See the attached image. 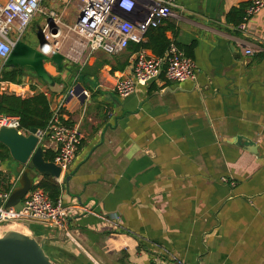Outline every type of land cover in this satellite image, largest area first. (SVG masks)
Returning a JSON list of instances; mask_svg holds the SVG:
<instances>
[{
  "label": "crops",
  "instance_id": "obj_1",
  "mask_svg": "<svg viewBox=\"0 0 264 264\" xmlns=\"http://www.w3.org/2000/svg\"><path fill=\"white\" fill-rule=\"evenodd\" d=\"M175 1L160 27L194 61L193 80L162 72L121 99L114 85L130 75L134 55L126 49L87 50L75 64L81 74H48L59 84L9 83L6 93L27 97L34 86L52 105L77 84L89 94L63 109L83 135L61 183L68 235L17 224L60 264H264V8L241 31L250 0ZM10 162H0L5 190L18 181ZM111 215L116 230L102 219Z\"/></svg>",
  "mask_w": 264,
  "mask_h": 264
},
{
  "label": "built area",
  "instance_id": "obj_2",
  "mask_svg": "<svg viewBox=\"0 0 264 264\" xmlns=\"http://www.w3.org/2000/svg\"><path fill=\"white\" fill-rule=\"evenodd\" d=\"M45 0H0V60L9 56L16 40H20L33 17L42 14L47 17L43 30L41 51L49 55L58 44L55 41L61 36V18L63 14L51 8L43 11L40 8ZM59 7H68L76 3L77 17L70 27L76 36L81 38L89 53L101 51L108 55H117L125 51L130 43L141 44L147 32L162 26L174 17V9L178 8L175 0H48ZM264 8V0H250L238 29L246 30L250 18ZM60 34L59 37H54ZM49 52V53H48ZM247 51L246 54H250ZM131 73L122 77L114 85V91L121 99L132 95L137 88L146 87L156 80L162 72L168 81L183 83L195 78V63L174 42H170L160 57L149 55L140 50L131 57ZM4 64L0 67V73ZM165 68V70H163ZM9 83L0 82V92H8ZM44 94V93H43ZM46 96V94H44ZM85 98L89 97L86 90ZM74 97L73 88L57 98L55 104H49L51 117L44 130L34 134L43 152L50 150L55 154L52 161L60 169V177L55 179L61 185L69 171L78 147L83 139L76 126L70 125L63 114L68 98ZM14 129L18 134L27 136L17 116L0 115V130ZM37 183H34V186ZM33 188L23 199V208L4 209L12 190H5L0 181V227L8 228L14 224L28 222L42 224L51 231L66 232V216L69 207L62 205L57 199L53 203L40 188ZM89 212L86 208H79ZM91 213V212H90ZM111 230L119 227L118 216L102 218ZM159 264H185L176 259L161 261Z\"/></svg>",
  "mask_w": 264,
  "mask_h": 264
},
{
  "label": "water",
  "instance_id": "obj_3",
  "mask_svg": "<svg viewBox=\"0 0 264 264\" xmlns=\"http://www.w3.org/2000/svg\"><path fill=\"white\" fill-rule=\"evenodd\" d=\"M42 40L36 49L31 48L19 39L13 45L9 56L4 60L7 68H21L35 73V75L47 84L52 80L48 75L44 63L51 61L58 71L62 69L64 56L55 51L46 55L41 51ZM82 76L79 77L81 82ZM85 89L77 84L73 87L74 97L85 100ZM37 129H31L29 135L24 136L14 129L2 128L0 130V144L9 152L10 159L17 164L14 171L18 175L16 187L10 193L3 208H13L17 211L23 208V199L34 186V177L37 175L48 176L53 179L60 177V169L53 162L44 160V152L38 139L35 137ZM68 177L66 178V181ZM2 202L0 200V207ZM0 264H54L46 255L43 246L37 238L20 231H2L0 227Z\"/></svg>",
  "mask_w": 264,
  "mask_h": 264
},
{
  "label": "trees",
  "instance_id": "obj_4",
  "mask_svg": "<svg viewBox=\"0 0 264 264\" xmlns=\"http://www.w3.org/2000/svg\"><path fill=\"white\" fill-rule=\"evenodd\" d=\"M233 13L235 14L236 11ZM243 16L244 13L241 12L239 14L240 20ZM165 32L166 28L163 27L151 29L145 36V38H147L146 42L141 44L130 43L127 49L131 53H136L140 50L147 49L150 50L154 56L160 57L164 54L170 43L166 39ZM48 62L52 64L51 61ZM44 66H46V63H44ZM64 70L65 68L62 65L61 71L57 72L62 73ZM68 70H70L73 75L81 74V72H79L80 67L75 64H72ZM24 71L25 70L21 68H4L0 73V82H8L14 85H20L22 84ZM36 78L38 77L36 76ZM38 80L46 84L43 80L39 78ZM51 80L53 83L59 84L61 82L60 79L56 78H51ZM31 91L34 92L33 95L27 97H20L16 96L15 94L0 92V115L19 117L21 128L24 131H30L31 129L44 130L46 129L48 121L51 117L49 100L43 93L36 92L34 86H31ZM54 157L55 154L52 151L47 150L44 152V160L46 162H52ZM9 159L10 156L8 150L6 147L0 144V162H5ZM34 188L42 189L53 203H55L60 197L61 185L51 177L42 176ZM45 253L54 264H60L58 259L55 258L52 253V256L56 259L55 261L47 254L46 251Z\"/></svg>",
  "mask_w": 264,
  "mask_h": 264
},
{
  "label": "rangeland",
  "instance_id": "obj_5",
  "mask_svg": "<svg viewBox=\"0 0 264 264\" xmlns=\"http://www.w3.org/2000/svg\"><path fill=\"white\" fill-rule=\"evenodd\" d=\"M40 8L43 11H48L51 8L56 10L55 5L48 0H45L43 3H41ZM59 12H60V14H64V13L65 14L62 15V18H61V26L60 27H61L62 33H61V36L55 40L58 43L56 45L55 49L59 53L63 52V54H64L65 50H67L66 55L70 59L64 58V61L62 62L63 67L65 68V70H67L72 64H83L86 61V59L88 58V53H87V49H84V47L82 46L85 44L84 41L81 38H79L78 36H76L69 29L70 27H72L74 25V22H75L76 17H77V8H76L75 3H73L72 5H70L68 7H60ZM46 23H47V17L45 15H42V14L35 15L33 17L32 21L30 22L29 26L25 30L24 34L22 35L20 41L24 42L25 44H27L31 48L36 49L39 41H41L43 39L42 34H43V30L45 28ZM65 37H72L71 41H69V42L66 41L67 38L65 39ZM50 55L51 54H49V56ZM45 63H46L45 69L51 77L58 74V72L56 71V65L54 63H52V64L49 62H45ZM2 65H3V61L0 60V67ZM5 68L8 69L7 67H5ZM24 70L25 71L23 72L24 77L22 79V83L28 84V85H33V83H36V79L38 81V78H36V75L33 72L28 71L26 69H24ZM39 82L42 83L40 80H39ZM47 85H49V84H47ZM12 89L16 90L17 92L20 93V90H18L17 88L13 87ZM10 165H11V168L13 169V171H15L17 164L11 160ZM2 229L3 228H1V230ZM6 229L14 230V231L21 230L18 226H12L11 228L8 227ZM27 235H30V234H27ZM44 249L47 252V254L49 256H51V258L55 261L56 259L52 256L49 248H47V246H44Z\"/></svg>",
  "mask_w": 264,
  "mask_h": 264
},
{
  "label": "bare ground",
  "instance_id": "obj_6",
  "mask_svg": "<svg viewBox=\"0 0 264 264\" xmlns=\"http://www.w3.org/2000/svg\"><path fill=\"white\" fill-rule=\"evenodd\" d=\"M60 36V34H57L56 36H54V37H59ZM49 53V52H48ZM14 226H18V227H20V225H17V224H14ZM12 227V226H11Z\"/></svg>",
  "mask_w": 264,
  "mask_h": 264
},
{
  "label": "flooded vegetation",
  "instance_id": "obj_7",
  "mask_svg": "<svg viewBox=\"0 0 264 264\" xmlns=\"http://www.w3.org/2000/svg\"><path fill=\"white\" fill-rule=\"evenodd\" d=\"M5 68V66L3 67V69Z\"/></svg>",
  "mask_w": 264,
  "mask_h": 264
}]
</instances>
